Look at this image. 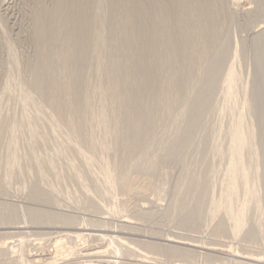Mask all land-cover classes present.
I'll return each instance as SVG.
<instances>
[{
  "label": "rangeland",
  "instance_id": "374dc122",
  "mask_svg": "<svg viewBox=\"0 0 264 264\" xmlns=\"http://www.w3.org/2000/svg\"><path fill=\"white\" fill-rule=\"evenodd\" d=\"M0 264H264V0H0Z\"/></svg>",
  "mask_w": 264,
  "mask_h": 264
},
{
  "label": "bare ground",
  "instance_id": "6f19581e",
  "mask_svg": "<svg viewBox=\"0 0 264 264\" xmlns=\"http://www.w3.org/2000/svg\"><path fill=\"white\" fill-rule=\"evenodd\" d=\"M170 241H172V240H170Z\"/></svg>",
  "mask_w": 264,
  "mask_h": 264
}]
</instances>
